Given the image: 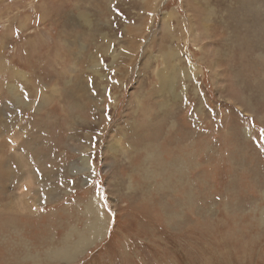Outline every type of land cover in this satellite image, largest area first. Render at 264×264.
I'll return each instance as SVG.
<instances>
[{
	"label": "rangeland",
	"instance_id": "obj_1",
	"mask_svg": "<svg viewBox=\"0 0 264 264\" xmlns=\"http://www.w3.org/2000/svg\"><path fill=\"white\" fill-rule=\"evenodd\" d=\"M0 264H264V0H0Z\"/></svg>",
	"mask_w": 264,
	"mask_h": 264
},
{
	"label": "bare ground",
	"instance_id": "obj_2",
	"mask_svg": "<svg viewBox=\"0 0 264 264\" xmlns=\"http://www.w3.org/2000/svg\"><path fill=\"white\" fill-rule=\"evenodd\" d=\"M90 208V206H87L88 210H92ZM100 228L101 227H99L96 221L94 223H91L87 233L78 236V243L74 246L73 250H71L70 248H66L57 251L56 253L54 252V255L56 257L58 255L59 258L64 261H69L70 259L72 260L79 253L80 250H84L86 247H88V245H90L94 240H96L100 236Z\"/></svg>",
	"mask_w": 264,
	"mask_h": 264
},
{
	"label": "snow or ice",
	"instance_id": "obj_3",
	"mask_svg": "<svg viewBox=\"0 0 264 264\" xmlns=\"http://www.w3.org/2000/svg\"><path fill=\"white\" fill-rule=\"evenodd\" d=\"M109 119H110V117H109Z\"/></svg>",
	"mask_w": 264,
	"mask_h": 264
}]
</instances>
